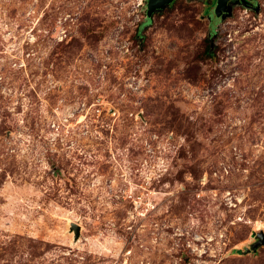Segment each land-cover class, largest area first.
Listing matches in <instances>:
<instances>
[{"label":"rangeland","instance_id":"rangeland-1","mask_svg":"<svg viewBox=\"0 0 264 264\" xmlns=\"http://www.w3.org/2000/svg\"><path fill=\"white\" fill-rule=\"evenodd\" d=\"M135 2L0 0V264H264V0Z\"/></svg>","mask_w":264,"mask_h":264},{"label":"water","instance_id":"water-1","mask_svg":"<svg viewBox=\"0 0 264 264\" xmlns=\"http://www.w3.org/2000/svg\"><path fill=\"white\" fill-rule=\"evenodd\" d=\"M173 0H146L145 14L150 18L155 12L160 11L167 6ZM230 0H215L214 13L220 15L223 19L228 15H231V7L228 6ZM223 13V14H222ZM69 231L73 232L74 240H77L80 235V226L75 222H70ZM256 237V241L253 242L250 247L244 248V253H249L251 250L255 251L258 246L264 244V233L258 232L253 234Z\"/></svg>","mask_w":264,"mask_h":264},{"label":"flooded vegetation","instance_id":"flooded-vegetation-1","mask_svg":"<svg viewBox=\"0 0 264 264\" xmlns=\"http://www.w3.org/2000/svg\"><path fill=\"white\" fill-rule=\"evenodd\" d=\"M210 1L212 2V4L210 5V7L213 8L215 6V0H210ZM257 3H258V0H230L228 2V6L231 7V12H232L233 7L235 5H237V4H242V5L247 6V7H249V8L252 9L254 6H256Z\"/></svg>","mask_w":264,"mask_h":264},{"label":"built area","instance_id":"built-area-1","mask_svg":"<svg viewBox=\"0 0 264 264\" xmlns=\"http://www.w3.org/2000/svg\"><path fill=\"white\" fill-rule=\"evenodd\" d=\"M145 5H146V0H136V2H135V6L138 7L139 9H143V8L145 9ZM73 111H75V109H74ZM69 114H70V115H69ZM68 115H69V116H68ZM66 116H68V117L71 116L70 109H69V113H68L67 115H65V117L62 118V119L67 120Z\"/></svg>","mask_w":264,"mask_h":264},{"label":"trees","instance_id":"trees-1","mask_svg":"<svg viewBox=\"0 0 264 264\" xmlns=\"http://www.w3.org/2000/svg\"><path fill=\"white\" fill-rule=\"evenodd\" d=\"M173 1H174V0H173ZM173 1H171V2H170V4H172V3H173ZM170 4H169V5H170ZM208 7H210V5H209ZM147 21H149V18H148V17H147Z\"/></svg>","mask_w":264,"mask_h":264}]
</instances>
